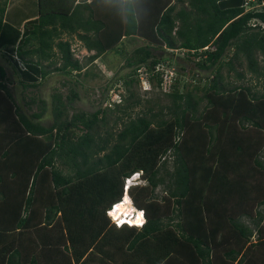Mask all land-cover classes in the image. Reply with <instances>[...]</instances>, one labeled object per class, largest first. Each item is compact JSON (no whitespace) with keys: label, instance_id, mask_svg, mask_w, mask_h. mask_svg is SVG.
Wrapping results in <instances>:
<instances>
[{"label":"trees","instance_id":"trees-1","mask_svg":"<svg viewBox=\"0 0 264 264\" xmlns=\"http://www.w3.org/2000/svg\"><path fill=\"white\" fill-rule=\"evenodd\" d=\"M170 1L124 0L121 20L109 21L108 1H92L93 10L88 0H2L0 50L23 88L37 87L51 71L82 69L64 38L73 35L95 51L91 60L121 35L139 33L186 51L205 70L231 50V69L232 58L245 60L251 76L264 80V5L246 9L261 0H177L178 8ZM156 47L139 46L126 58L132 72L125 86L137 82L141 67L156 86L165 82L170 69H155ZM172 69L167 113L148 108L131 118L128 108L138 100L128 101L114 108L123 128L102 136L112 110L69 117L53 94L52 121L44 124L46 101L27 115L0 66V264H264V138L251 136L264 130V92L243 73L236 77L246 84H221L219 72L208 85L181 91L182 74ZM77 97L71 89L67 101ZM135 171L145 182L127 193L146 222L117 226L106 210L121 201L124 178ZM160 185L164 192L156 194Z\"/></svg>","mask_w":264,"mask_h":264},{"label":"rangeland","instance_id":"rangeland-1","mask_svg":"<svg viewBox=\"0 0 264 264\" xmlns=\"http://www.w3.org/2000/svg\"><path fill=\"white\" fill-rule=\"evenodd\" d=\"M2 1V0H0ZM94 0H89L93 10ZM99 3L107 2L106 7L109 10V21H114L115 19L121 20V16L117 9L119 4L124 2V0H96ZM257 1V0H256ZM171 2V1H170ZM173 3L178 4L177 8L181 5L177 0H172ZM252 6V5H250ZM35 9V3L30 6ZM178 9H175L177 11ZM122 14V13H121ZM102 18V17H101ZM125 17H123V20ZM104 21L106 18H102ZM253 22V21H252ZM123 37V38H122ZM65 39H70L71 49L73 50L74 57L80 60L82 64L81 70H70L69 73H63L58 71H51L50 74L37 86V87H27L23 88L19 83V79L16 73V70L8 62L3 55V52L0 50V66L5 69L6 72V85L9 88L10 92L13 95V99L21 107L27 115L32 114L38 110L39 99H44L47 104V111L40 121L44 124H49L52 121V115L50 113V108L52 105L53 94H60L61 100L66 104L67 114L70 117L74 112H92L97 108L105 109L107 112L112 110V114L109 116L105 126L99 127V134L102 136L106 135L107 129L115 134L123 128L121 120H117L116 116L119 114V111H115L114 108L127 104L128 101L138 100V103L132 108H128L129 116L131 118L137 117V115L142 114V112L147 111L148 108H151L149 114L155 113L159 110V107H164L163 112L167 113V106L170 104V98L167 97L165 92L168 91V82L173 80L174 71L172 75L168 74L164 78V83L160 86H156L155 83L150 82L145 74V68H138L137 75H133L137 78V82L130 83L129 85H124V80H128L131 76L132 67L126 66V58L131 55L133 50L139 46L145 44H153L158 47L155 49V53L158 58L159 64H156V68L161 70H167L174 68V70L179 73L181 84L186 86H180L181 91H186L193 87V85L198 84L199 86L208 85L210 80L217 75L219 72L220 76L218 81L221 84L230 83L229 86H237L246 84L245 81L237 78L238 73H243L246 78H252L249 80L250 84H254L257 87L259 92H264V80L261 76L259 79L255 76H251V72H248V67L246 66L245 60L241 63L236 59L232 58L233 65L232 69L226 62L231 58L232 52L228 51L221 62L215 64L211 69L205 70L197 67L194 59H187L185 56L186 51L181 49L171 50L166 48L163 43L159 40H153L149 37L143 38L140 36V33L134 37H128L121 35L118 44L110 49L113 45L109 44L106 46L107 51L103 53L100 57L95 59H89L95 51L87 50L83 47L81 41H79L74 35L65 36ZM122 38V39H121ZM259 57V66L264 67V59ZM60 64V60H57V66ZM184 66V69L181 68ZM219 68V69H218ZM52 69V68H51ZM177 75V76H178ZM169 80V81H168ZM180 84V85H181ZM71 89L75 90L78 93V97L73 101H67V96L70 95ZM196 92V91H193ZM199 95L202 92H197ZM129 95H132L129 100H126ZM205 100H203V103ZM202 103V104H203ZM148 115V114H147ZM167 116V115H166ZM124 120L127 119V115L124 116ZM222 127L217 128V133H220V136L223 137ZM252 129V128H251ZM253 135H260L264 138V130L257 131L252 129ZM253 137V139H256ZM223 139V138H222ZM257 140V139H256ZM113 141V140H112ZM115 141V140H114ZM259 156L264 157V144L263 142L259 143ZM167 167H171V160L167 161ZM61 169L66 171L65 167L58 164ZM156 194H162L163 188L162 185L156 188ZM162 192V193H161ZM253 211H250L252 214ZM253 217V215L251 216ZM240 221L244 224L251 226L252 221L248 219L247 215H241ZM264 224V220L262 221ZM264 229V227H263ZM258 232L253 230L250 241L255 242L258 238ZM215 247V246H214ZM262 248L261 246H256V251Z\"/></svg>","mask_w":264,"mask_h":264},{"label":"clouds","instance_id":"clouds-1","mask_svg":"<svg viewBox=\"0 0 264 264\" xmlns=\"http://www.w3.org/2000/svg\"><path fill=\"white\" fill-rule=\"evenodd\" d=\"M260 7V6H259ZM253 24V23H252ZM142 171H135V172H133L131 175H129V176H127V177H125L124 178V195H123V197H122V199H121V201H118V202H116V203H114V204H112V205H115L116 207L121 203H123V202H126L127 203V205H129L130 206V209H131V211H130V215L128 216L129 218H130V216L132 215H134V219H139L140 220V224L139 225H134V226H137V227H142L144 224H145V222H146V218H145V215H144V211L142 210V209H139V208H137L135 205H134V203H133V201H132V199L129 197V195H128V193H127V190H128V188L131 186V185H134V184H138V185H143L144 184V182H145V179H143L142 178ZM126 178H129L130 179V181H127L126 180ZM111 205V206H112ZM110 208V207H109ZM108 210V209H107ZM107 210H106V213L109 215V217L111 218V220H112V217L114 216L116 219H119V220H121V223L119 224V225H117L114 221V223L117 225V226H121V225H123V224H126V225H129V226H132V224H130L129 223V218H125V215H120V211H116V210H114V212H113V216H111L108 212H107ZM123 220L125 221V222H123Z\"/></svg>","mask_w":264,"mask_h":264},{"label":"bare ground","instance_id":"bare-ground-1","mask_svg":"<svg viewBox=\"0 0 264 264\" xmlns=\"http://www.w3.org/2000/svg\"><path fill=\"white\" fill-rule=\"evenodd\" d=\"M114 210L120 211V215L121 216L125 215V218H129L128 216L130 215V211H131L130 206L127 205L126 202H123L122 204L120 203L117 207H114ZM123 222H125V221L123 220ZM129 223L132 224V225H135V224L139 225L140 224V220L139 219H134V215L133 216L131 215L130 218H129Z\"/></svg>","mask_w":264,"mask_h":264},{"label":"built area","instance_id":"built-area-1","mask_svg":"<svg viewBox=\"0 0 264 264\" xmlns=\"http://www.w3.org/2000/svg\"><path fill=\"white\" fill-rule=\"evenodd\" d=\"M250 1H253V0H250ZM246 4H249V1L246 2ZM261 5H264V0H261L260 3H258L256 6L259 7V6H261ZM155 69H158V68H156V66H155ZM168 71H169V70H168ZM172 71H173V70L170 69V72H169L170 75L173 74ZM126 180H127V181H130L129 178H126ZM114 207H116V206H115V205H112V206H110V208H108V210H107V212H108L111 216H113ZM112 221H114L117 225H119V224L121 223V220L116 219L114 216L112 217Z\"/></svg>","mask_w":264,"mask_h":264},{"label":"crops","instance_id":"crops-1","mask_svg":"<svg viewBox=\"0 0 264 264\" xmlns=\"http://www.w3.org/2000/svg\"><path fill=\"white\" fill-rule=\"evenodd\" d=\"M88 1H89V0H88ZM253 1H256V0H253ZM171 3H173V2H171ZM256 5H257V3H255V4L252 5V6H250V4H246V9L251 8V7H257ZM248 72H249V71H248ZM247 80H249V78H247Z\"/></svg>","mask_w":264,"mask_h":264}]
</instances>
